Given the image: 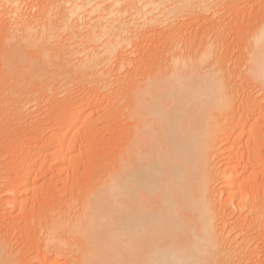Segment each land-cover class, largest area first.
I'll return each instance as SVG.
<instances>
[{"label": "bare ground", "instance_id": "bare-ground-1", "mask_svg": "<svg viewBox=\"0 0 264 264\" xmlns=\"http://www.w3.org/2000/svg\"><path fill=\"white\" fill-rule=\"evenodd\" d=\"M28 1L0 0L4 21L0 44L5 47L0 67L6 74L17 73L7 99L28 97V88L18 90L23 76L24 84H36L41 95L67 87L83 92L87 88L90 93L78 97L69 115H55L51 126L57 130H53L90 119L97 111L91 110L93 100L103 96L108 98L104 108L120 111L128 133L120 150L115 147L118 153L99 182L82 191L77 202L58 205L62 211L51 213L55 208L49 209L46 225L36 224L27 245L36 248V256L27 260L17 250L21 255L17 257L11 242L0 238V264H57L59 258L63 264H256L260 253L256 252L264 249V186H258L262 187L260 198L257 186L247 188L238 181L248 167L260 170L259 164L264 163L257 148L264 133L258 132V120L264 121V0L254 16L255 31L241 42L242 87L234 80L237 75L231 79L228 73L225 54L230 46L225 37L234 18H249L246 9L255 0H41L38 6L33 4L35 8ZM198 22L199 29L210 25L209 30L197 43L193 38L184 40L182 27ZM156 38L165 40L158 58L144 48V43ZM167 41L169 46H165ZM134 51H147L149 56L142 73V69L137 73L136 58L129 57ZM130 61L137 69L132 71V66V72L126 69L120 76L122 68L131 67ZM97 99L96 105L102 107L103 101ZM65 132H59L58 142L54 140L65 145L71 140ZM73 134L72 139L76 138ZM243 137L248 143L251 140V144L246 142V151L237 154L241 162L246 159L245 171L229 166L218 170L215 161L227 160L232 154L236 157L237 152H232ZM228 141H232L230 147L225 146ZM67 144L65 150L70 151L72 144ZM33 149L41 148L35 145ZM65 150L64 154L51 152H55L54 165L67 161ZM30 176L25 173L17 186L28 184ZM222 182L230 189V197H238L237 203L221 202L215 196L214 187ZM8 203L20 204V200ZM54 213L59 221L53 225ZM247 215L252 217L246 225ZM261 258L258 264H264L259 263Z\"/></svg>", "mask_w": 264, "mask_h": 264}, {"label": "rangeland", "instance_id": "rangeland-1", "mask_svg": "<svg viewBox=\"0 0 264 264\" xmlns=\"http://www.w3.org/2000/svg\"><path fill=\"white\" fill-rule=\"evenodd\" d=\"M30 1H31L32 5L34 3H35L34 5H37V4H39V2L41 4V0H36V1L35 0H29L28 1L29 2L28 5H30ZM262 1L261 0H255L250 5H248L249 6V7H247L248 9H246V11H248V12H246V14H248L250 12V14H248V15H250V16L252 15L253 17L250 18V16H249V18H248V16L246 15L245 18H243V19H241V17H239V19L238 18H234L232 22H229L230 23L229 26L227 25L228 26L227 30L229 29L228 33L225 32V34H224V36H226V33H227V36L225 38L226 39L228 38L226 42L229 43V46H230L229 47L230 50H228V52H226V54H225L226 55L225 56L226 64H227V66H229L228 67V70H229L228 73H229V75H231L232 78L229 76L231 79L235 78L236 75H237V78L234 79L236 84H239V83L241 84V82H242L241 79L243 77L241 72H244V68L241 66L242 62H241V59H240L241 58V49H243V47L241 45V42H243V39H244L245 35L249 34L253 30L255 31L256 23L253 22L255 20L254 16L257 15V12H258L257 10H260V8L262 7V5H261L263 3ZM253 4H254V6H253ZM258 4H260V5H258ZM34 5L32 6V8L34 7ZM235 19L237 20L236 22H234ZM183 20H185V19H183ZM251 20H252V22H251ZM245 21H247V22H245ZM241 22H243V23H241ZM3 23H4V21L0 18V25L2 27H3ZM231 23H232V26H231ZM245 23H246V25H245ZM193 24L191 26H186L185 25V26L182 27V32L184 33L183 39L184 40H189V39L191 40V38H193L194 42L196 40V43H197L199 41V39H200L201 34L203 36V34L206 31V29L209 30L210 25L204 26V29H203L202 26H200V29H199V25H200L199 22L198 23H193ZM176 25L178 26L179 24H176ZM1 26H0V30L2 29ZM202 30H203V32L201 33ZM186 33H187V35H186ZM206 33H208V31ZM0 38H2L1 32H0ZM0 42H1V39H0ZM162 42L165 43V40L163 38L162 39L161 38H158V39L156 38L155 41L146 42V45L144 43V48L146 47L147 51L149 50V52L150 51L152 53L154 52L153 53L154 57L156 56V58H158V57H160V54H162L161 53V50L163 48V46H162L163 43ZM148 43H149V45H148ZM2 45H3V43H2ZM2 45L0 44V56L1 57H2V54H3V53L1 54V50H2V52L5 51V47L3 49V47H1ZM169 45L170 44L167 41L165 46H169ZM133 48H132V50H133ZM150 48L152 50H150ZM127 49H128V51L130 50L129 47ZM135 51H136V48H135ZM138 53H140V54H138ZM157 53L158 54L160 53L159 56H158ZM144 54H143V52L141 53V51L140 52L138 51L137 53L135 52L133 55H130L129 57L131 58V56H132V60H133V56H134V60L133 61H135V58H136V63H137V65L139 64L138 65V69L135 68V66H136L135 62H133V65H132V61H130L131 62V67L122 68L121 71L119 72L120 76H122V75H124L126 73V71H127L126 69H128V71H130V72H132L133 70L135 71V69H137V71H138L137 73H139V71H141L140 69L143 68V65H144L143 62H145L147 60V57H149L147 53H146L147 55H144ZM238 59H239V61H238ZM0 60H1V58H0ZM158 60L155 59L154 63H156V61L158 62ZM138 62H141L142 64L138 63ZM134 64H135V66H134ZM235 65H236V67H235ZM237 65H239V66H237ZM132 66L134 67V69H132ZM240 68L242 69V71H241ZM130 69H132V71ZM122 71L124 73H122ZM143 71H144V69H142V71L140 73H142ZM230 72L231 73L233 72V73L231 74ZM14 73H15V77H14ZM14 73H11V74L7 73L6 74L5 71L3 70V68L0 67V109H1L0 110V115H1L0 116V178H1V180H0V238L1 239H5L7 244H9V242H11L10 244H12V246H13V250L12 251H14V252L16 251L17 252V250H18V252H20L19 254L26 256V258H28L27 260H31V259L34 258V256H36V251H35L36 248H32V247H28L27 248V245L29 244L28 246H30V243H31L30 241H32V239L34 237V230L37 227L38 223H40V225H41L43 222H45L42 225H44V224L46 225V222H48V219H49V216H50L49 213H50V211L53 208H55L54 209L55 211L52 210L51 213L52 212H56L57 210L58 211H62V210H60V206L62 207L67 202L68 203L69 202L72 203V201L74 202V200L76 201V199H78V198L80 199L81 198L80 196L83 194L82 191H86L87 188L89 189V187L91 188V186L94 185V182L97 183V182H99L102 179V177H103L102 173H104L105 168L109 167V165L112 164V162L114 161V158H115V157H113L115 155L114 153L115 152L118 153V150H120V148L123 146L124 142L122 143V141H124V136L126 135L125 131L128 130V124L126 122V126L127 127L124 126L125 125L124 118L120 115V113H119L120 111L118 109H114L113 110V108H110L111 109V111H110V109L107 110L106 108H104L105 103L108 102V101H106V100H108L107 97L103 98V96H102L101 98H103V99L100 98V100L98 101L99 98L96 95L97 97L94 96L95 100H93V105L91 106L92 107L91 110H94V111L97 110L95 112H96L97 115L102 116V118L99 116L101 119L95 114V115H93L91 117L92 119L91 118L88 119V120H84L85 118L82 119L83 122L81 121V123H78L79 125H77V126L75 125L76 127L73 124H71V123L70 124L69 123L64 124V125H68L67 127H65L64 125L62 127H59L60 130H58V131L60 133L64 132L63 135L67 134L65 131L69 132L68 134H70V135H71V133L73 134V133L76 132L75 136L73 134V137H76V138L72 139V135L71 136L67 135L68 140L69 139H71V140L70 141H66V142L67 143L69 142L68 143L69 145L72 144L71 145L72 147L70 146V151H67V150H65V149H67L66 148L67 147L66 146V144H67L66 142L64 143L65 145L57 143L59 141L57 138H59V136H61V134H59L58 131H54V130H57V129H54L55 127L53 128V126H51V125L53 124V122L56 121V119H57L56 116L59 118V117H62V115L64 116L65 114H66V116L69 115L68 113L72 109L71 107L73 106V104L78 102V99H79L78 97H80L81 94L84 93L86 95L87 92L88 93H90V92L88 90L86 92L87 88H83V89H85L84 92H83V90L81 91L82 88L81 89H77V88H73V87H67V88H61L58 92H56L57 94L54 93L53 91H51V92H45V93H43V95H41L42 93L39 91V89H37V85L36 84H32V85H25L24 84V77L25 76H23L22 77L23 79L18 80V84H19L18 90L24 92V89L28 88L27 89L28 94L25 95L26 97L28 96L27 98H25L26 100L25 99L23 100L22 98H19L18 101L14 100L13 98L7 99V98L10 97V94H11L10 91H8V90H10L11 86L13 85V83L17 80L16 79L17 73L16 72H14ZM234 73H235V75H234ZM238 74H239V76H238ZM12 75H13V78L11 79ZM112 76L116 77L115 74H113ZM240 76H242V77H240ZM113 77L111 78V80L114 79ZM14 79H16V80L14 81ZM231 79H230V81H232ZM11 82H13V83H11ZM240 84H239V86L242 87L243 83L241 85ZM8 86H9V88H8ZM38 92H40V93H38ZM256 93L258 94L257 98H259V99L261 98L262 99L261 94L258 91H256ZM96 99H97L98 103H101V101H103L101 103L102 107L99 104H98L99 106L96 105V103H97ZM6 101H7V103H6ZM104 101H105V103H104ZM64 103H65V106H64ZM94 103H95V105L97 107L94 105ZM12 104H13V106H12ZM69 104H70V107H69ZM262 104H264V103H262ZM2 110H4V111H2ZM100 110H101V114H100ZM102 110L104 112H102ZM105 110L109 111L110 113L105 111ZM17 113H18V115H17ZM105 113L107 114V116L111 114L113 118L111 116H108L107 120H106V118H105L106 114ZM115 114H117V115H115ZM118 118H120V119L118 120ZM54 119H55V121H54ZM113 121L115 123H113ZM258 122H259L258 123V125H259L258 132L261 131V130L263 132V130H264V125H263L264 121H263V119L262 120H258ZM43 123L44 124L46 123V125H43ZM96 123H97V125H96ZM49 124H50V126H49ZM71 125H73V127H74L73 129H75L73 132H71L73 130L71 128ZM260 125H263V126H260ZM88 126H90L91 129ZM92 126H94L96 128L94 129V127H92ZM77 127H79V129L81 131ZM262 127H263V129H262ZM50 128H52V129H50ZM123 128L125 130H123ZM106 129H107V131H106ZM69 130H71V131H69ZM78 130H79V132H78ZM121 130L124 131V132H122ZM54 133H55V135H54ZM126 133H128V131ZM57 134H59V135H57ZM36 135H38V136H36ZM49 135H51V136L54 135L55 137L53 136L54 137L53 138V137H51ZM263 135H264V133L263 134L261 133V136L259 135L261 137V138L259 137V141L260 140L262 141L261 142L262 145L259 144L258 145L259 147H257V148L260 149V150L258 149V151L260 153H262L260 155H262L261 158L264 160V158H263L264 157V155H263L264 154V148H263L264 147V144H263L264 136ZM244 137H246V136L244 135ZM244 137L242 138V142H241L242 144L239 143L241 141V139L237 140L239 142L236 143V145L234 147V150H233V148L231 149V150L234 151L232 153L237 152V153H235V156L237 158L233 157L234 154L231 153L233 155V156L232 155L231 156L234 159L232 157L231 158L227 157V160L223 159L225 161V164L223 163L224 162L223 160H222L223 162L221 160H218V159L216 160L217 162L215 161L216 167L218 166L217 167L218 170L219 169L220 170L221 169H225V167L229 166L230 168L232 167V169H234L233 167H236V168L238 167L237 168L238 172L241 171V170L245 171V169H243V168L246 167L244 165L245 162H246L245 161L246 159H245V157H243L244 160L242 159V162H241V155L240 156L237 155L238 153L240 154L241 151H243V152L246 151L245 150V146H247V144H246L247 141H246V138H244ZM48 138H49V141L51 142L49 144H48V142H49ZM40 139H41V141H40ZM54 139L57 140V142ZM108 139H109V141H107ZM52 140H54L53 142H55V143H53ZM71 141H73L74 144H73V142L70 143ZM44 142H47V143L45 144ZM230 142H232V141L226 142V144L228 146L227 145H225V146L226 147H230V144H231ZM257 142H258V138H257ZM238 143H239V145H238ZM243 143L246 144V145H244ZM38 144H40V145H38ZM248 144H251V140L249 141ZM35 145L39 146L41 149L40 150L39 149L38 150L33 149ZM59 145H61V147ZM119 145H121V147ZM26 146H28L29 149ZM50 146H51V148H50ZM73 146H74V148H73ZM236 146L238 148H239V146H242V147H241V149L240 148L238 149ZM255 146H257V144ZM59 147L60 148L64 147V148L59 150ZM115 147L117 149L119 147V149L117 150ZM115 149H116V151H115ZM236 149H238L239 151H235ZM64 150L66 151V155L68 156L66 158L67 161L65 160L63 162V164L59 163L61 165H57V166H56V164L54 165V163H52V161H51V159H54L53 158L54 157V153L55 152H60V154H64L65 153ZM53 151H55V152L51 153ZM67 152L69 153V155H68ZM226 154L229 155L230 153L226 152ZM21 155H23L24 157L21 156ZM34 157L35 158L37 157L38 159L37 158L35 159ZM33 159H34V161L35 160L36 161L34 162ZM238 159H240V160H238ZM41 160H43V161L45 160V163H43V165H41V167L38 168V166H40V164L43 162ZM68 160H70V161H68ZM235 160H236V162H235ZM20 161H23V162H20ZM24 161H26V162H24ZM234 164H236V165H234ZM262 164H263V166H262ZM49 165L50 166L54 165V166L50 167ZM23 166H24V168H23ZM31 166H33V167H31ZM221 166H222V168H221ZM259 166H261L260 170H259L258 166L257 167H253V168H249L248 167L246 169L247 172L245 171L243 173V176L240 177L241 179H239L238 183H242L244 185L246 184L247 188H249V187L250 188H252V187L257 188L258 186H262L263 187L264 186V182H262L261 179L264 180V174H263L264 173V163L263 162L260 163ZM19 167H21L20 169H22V170H20ZM28 169H29V171H28ZM250 169H251V171H250ZM38 170H39V172H38ZM248 171H250V172H248ZM257 171H258V173H257ZM25 173H29L31 175L30 176L31 177V179H30L31 182L29 181L28 184H26L23 187H18L17 186L19 184L18 182H20L19 180H21V178L24 177ZM251 173H253V175ZM259 173H261V174H259ZM18 175H21V176H18ZM246 178H249V179L246 180ZM257 182L260 183V184L257 185L258 184ZM10 185L13 186V187H11ZM216 185H219V183L216 184ZM216 185L214 187V189H215L214 191H216L215 192L216 193L215 196L218 197L219 201L222 202L223 200L225 201V199H228L233 204L237 203L238 197L234 196L232 198V197L229 196L230 189L229 190L227 189V187L225 186L224 182L220 183L219 186H216ZM34 187H36L38 189L36 190V188H34ZM262 187H258V190L260 189L259 190L260 192H258V190H257V195L259 194L260 198L263 197L262 196V192H261L262 191V189H261ZM10 188L11 189L13 188V190H11ZM32 189H33V191H32ZM4 190H5V192H3ZM8 190H11V191L9 193H7ZM221 192H224V193H221ZM23 193H25V195ZM20 195L22 197V200H21V197L19 198ZM227 197H229V198H227ZM18 200H20V204H18V203L16 204L15 203L16 204L15 205V204H12V203H8V201H12V202L14 201L15 202V201H18ZM53 202L56 205H54ZM51 203H53V204H51ZM7 204H11V205H7ZM58 205H60V206L58 207ZM22 207H24V208L21 210L20 208H22ZM42 209H43V211H42ZM49 209H51V210H49ZM47 210L49 212H47ZM57 215H60V214H57ZM250 215H252V214H250ZM250 215H247L246 218H248ZM39 217L40 218L42 217V219L39 220L38 219ZM250 217H252V216H250ZM45 218H46V220H45ZM250 219L251 218L247 219L246 225L248 224ZM51 220H52L51 223H53V225L56 224L59 221V219L56 217V214L51 218ZM29 229H31V230H29ZM25 231L28 234H25L26 233ZM20 234H21V236H20ZM25 236H26V239H25ZM29 237H30V240L28 239ZM16 239H17V242H16ZM24 239H25V241H24ZM22 243H23V245H22ZM26 249H27L28 253L26 252ZM259 250L257 252L254 251V253L256 252V254H257V253L260 252L258 256L262 257L261 258L262 260L259 263H263L262 261H264V259H263L264 249L263 250L259 249ZM18 252L16 253L17 257L21 256V255L18 256ZM22 253H25V254L27 253V254L25 255V254H22ZM259 257L257 258L258 261L260 260ZM258 261H256V264H258ZM58 262L59 263H57V264H63L64 260L59 258ZM45 264H48V262H46Z\"/></svg>", "mask_w": 264, "mask_h": 264}]
</instances>
